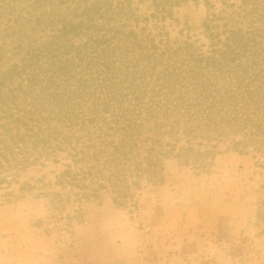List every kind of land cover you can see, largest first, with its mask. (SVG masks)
<instances>
[{
    "label": "trees",
    "instance_id": "obj_1",
    "mask_svg": "<svg viewBox=\"0 0 264 264\" xmlns=\"http://www.w3.org/2000/svg\"><path fill=\"white\" fill-rule=\"evenodd\" d=\"M27 1L0 3V188L61 163L57 215L72 196L123 206L168 162L264 157V0L210 12L204 42L160 25L197 0Z\"/></svg>",
    "mask_w": 264,
    "mask_h": 264
},
{
    "label": "rangeland",
    "instance_id": "obj_2",
    "mask_svg": "<svg viewBox=\"0 0 264 264\" xmlns=\"http://www.w3.org/2000/svg\"><path fill=\"white\" fill-rule=\"evenodd\" d=\"M240 2L188 1L160 25L171 40L204 42L207 15ZM135 5L153 12L151 0ZM220 152L207 172L168 162L161 185L123 206L72 196L57 215L50 194L61 163L28 168L0 188V264H264V157Z\"/></svg>",
    "mask_w": 264,
    "mask_h": 264
}]
</instances>
